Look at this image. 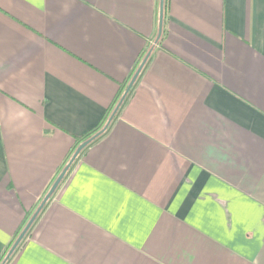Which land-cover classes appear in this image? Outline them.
Here are the masks:
<instances>
[{
    "label": "crops",
    "instance_id": "obj_1",
    "mask_svg": "<svg viewBox=\"0 0 264 264\" xmlns=\"http://www.w3.org/2000/svg\"><path fill=\"white\" fill-rule=\"evenodd\" d=\"M159 7L0 0V264L148 51L3 264H264V0Z\"/></svg>",
    "mask_w": 264,
    "mask_h": 264
},
{
    "label": "water",
    "instance_id": "obj_2",
    "mask_svg": "<svg viewBox=\"0 0 264 264\" xmlns=\"http://www.w3.org/2000/svg\"><path fill=\"white\" fill-rule=\"evenodd\" d=\"M162 18H163V0H160L159 18H158V33H157L156 41L159 39V37L161 35V31H162ZM149 54H150V51L147 52V54L142 59L141 63L139 64V66L137 67V69L135 70V72L133 73L130 81L128 82V84H127V86H126L123 94L121 95V97L119 98L118 102L116 103V105H115L112 113L110 114V116H109L106 124L104 125V127L102 129H100L99 131H97L92 136H90L89 138H87L84 141H82L76 147V149L72 153L71 157L69 158V160L67 161V163L64 165V167L61 169V171L59 172V174L57 175V177L54 179L53 183L51 184L50 188L48 189V191L46 192V194L42 198L41 202L39 203V205L37 206V208L35 209V211L32 213L31 217L28 219V221L24 225L23 229L20 231V233L16 237L15 241L13 242V244L11 245V247L9 248V250L7 251V254H6V256H5L2 264L13 253V251L15 250V248L17 247V245L19 244V242L23 239V237L25 236L26 232L28 231V229L32 225L33 221L35 220L36 216L38 215V213L40 212V210L42 209V207L44 206V204L47 202V200L50 198V196L53 194V192L55 191V189L57 188V186L59 185V183L61 182V180L65 176L66 172L68 171L69 167L71 166V164L73 163V161L76 159V157L79 155V153L82 151V149L85 148L94 139H96L99 135H101L103 133V131L107 128V126L109 125V123L113 119L115 113L117 112V110L121 106L122 102L124 101V99H125L128 91L130 90V88L134 84L136 78L138 77V75H139V73H140L143 65L145 64V62H146V60H147V58L149 56Z\"/></svg>",
    "mask_w": 264,
    "mask_h": 264
},
{
    "label": "trees",
    "instance_id": "obj_3",
    "mask_svg": "<svg viewBox=\"0 0 264 264\" xmlns=\"http://www.w3.org/2000/svg\"><path fill=\"white\" fill-rule=\"evenodd\" d=\"M132 87H133V85H132ZM132 87L130 88V90L128 91V93H127V95H126V97H125V99H124V101L122 102V105H123V103L127 100V98H128V96L131 94L130 92H131V90H132ZM118 100H119V97H117L116 99H115V101H114V103H113V105H111V107H110V109H109V111H108V113L106 114V116L102 119V121L98 124V125H96L93 129H91L90 131H88L87 133H85V134H83V135H81V136H78V137H76L75 138V142H74V145L72 146V149H71V151H70V153L68 154V157L66 158V160L64 161V163L62 164V166L60 167V169L58 170V172H57V175L59 174V172L61 171V169L64 167V165L67 163V161L69 160V158L71 157V155H72V153L74 152V150L76 149V147L82 142V141H84L85 139H87V138H89L90 136H92L93 134H95L97 131H99L100 129H102L103 127H104V125L106 124V122H107V120H108V118H109V116H110V114L112 113V111H113V109H114V107H115V105H116V103L118 102ZM118 111V110H117ZM116 114V113H115ZM113 119H114V117H113ZM113 119L111 120V122L113 121ZM110 122V123H111ZM109 123V124H110ZM108 129V126H107V128L103 131V133L104 132H106V130ZM102 133V134H103ZM84 150V148L82 149V151ZM81 151V152H82ZM80 152V153H81ZM79 153V154H80ZM78 157V156H77ZM77 157H76V159H77ZM75 159V160H76ZM75 160L73 161V163L75 162ZM72 163V164H73ZM72 164H71V166H72ZM70 166V167H71ZM70 167H69V169H70ZM68 172V171H67ZM66 172V173H67ZM56 175V176H57ZM66 175V174H65ZM52 182H53V180H52ZM50 184H52V183H50ZM46 194V193H45ZM44 194V195H45ZM22 230V228H20L19 229V232ZM22 242V240L19 242V244L17 245V248H16V250L19 248V246H20V243ZM7 252V251H6ZM6 252H4V255H3V257H2V260H4V258H5V255H6ZM1 260V261H2ZM10 260V257L9 258H7V262Z\"/></svg>",
    "mask_w": 264,
    "mask_h": 264
},
{
    "label": "rangeland",
    "instance_id": "obj_4",
    "mask_svg": "<svg viewBox=\"0 0 264 264\" xmlns=\"http://www.w3.org/2000/svg\"><path fill=\"white\" fill-rule=\"evenodd\" d=\"M53 183V182H52ZM44 197V196H43ZM6 254H7V252H6ZM6 256V255H5Z\"/></svg>",
    "mask_w": 264,
    "mask_h": 264
}]
</instances>
